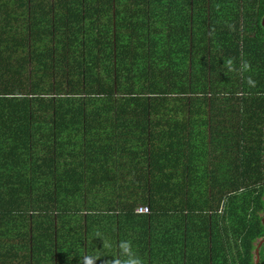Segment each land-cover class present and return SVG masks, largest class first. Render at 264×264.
I'll use <instances>...</instances> for the list:
<instances>
[{
	"label": "crops",
	"instance_id": "0c3cea01",
	"mask_svg": "<svg viewBox=\"0 0 264 264\" xmlns=\"http://www.w3.org/2000/svg\"><path fill=\"white\" fill-rule=\"evenodd\" d=\"M61 11L0 3V197L16 190L15 198L23 199L26 189L40 188L64 205L53 224L44 221L48 232L35 242V228L2 214L0 264H225L224 252L241 240L231 233L229 242L225 234L221 239L216 226L230 222L231 199L244 191H235L240 167L250 173L246 180H260L250 182L255 189L264 185L258 94L247 98L253 88L240 87L235 76L221 98L160 100L155 80L143 78L149 90L141 91L136 75L122 69V52H101L98 59L111 61L105 76L110 73L112 98L66 99L78 87L67 79L70 61L80 58L28 32L34 19L42 28L60 20ZM213 75L216 83L232 78ZM134 82L142 100L124 96ZM28 108L34 115H25ZM67 108L78 115L63 114ZM262 193L256 190L254 198ZM29 198L20 204H32ZM140 206H150L151 214H137ZM211 222L215 231L207 228Z\"/></svg>",
	"mask_w": 264,
	"mask_h": 264
},
{
	"label": "trees",
	"instance_id": "16d2710c",
	"mask_svg": "<svg viewBox=\"0 0 264 264\" xmlns=\"http://www.w3.org/2000/svg\"><path fill=\"white\" fill-rule=\"evenodd\" d=\"M0 3L48 4L55 7L56 12L65 10L61 11L64 14L60 20L51 19L48 26L42 23V28L37 29L38 19H34L28 26V32L30 30L34 38L38 31L52 44L56 42L57 50L63 46L65 52L69 50L80 58L70 61L72 68L67 79L71 76L78 87H71L72 92L66 94V99H104L102 95L112 98L110 73L105 76L111 61L105 62L107 59L97 57L101 52L106 54L105 57H115V53L122 52L125 55L121 58L122 69L128 75L135 74L141 87L143 78L155 80L161 86L155 90L157 99L168 100L180 94H189L192 99L201 100L221 98L225 85H234L233 77L237 76L240 87L249 85L253 88L252 92L245 93L247 98L258 94L257 99L261 100L264 109V0H0ZM123 13L125 16H121L118 27L115 19ZM183 46L187 57L181 56ZM46 60L40 63L46 64ZM159 62H162L161 68H157ZM59 63H64V60ZM126 63H130L131 67H127ZM181 69L184 83L179 80L181 73H177L179 79L176 77V72ZM215 72L221 77L230 74L232 78L226 81L221 78L216 83L212 78ZM161 79L163 86L169 83L168 87H162ZM134 84L130 93L124 96L128 100H142L145 94L137 92ZM182 84L184 87H181ZM230 90L229 87L228 98L235 94ZM40 98L43 96L40 95ZM63 114L75 116L77 112L67 108ZM25 115L32 116L34 113L28 108ZM259 119L264 122L262 116ZM262 126L257 127V131L264 136ZM246 171L245 166L239 169L238 187L234 189L244 191L231 199H236V206H231L230 224L216 226L211 222L207 227L214 230L216 226L221 239L225 234L227 240L231 236L234 242L241 240L229 251V255L224 252L225 264H256V250L264 240V185L255 189L252 184H259L260 180L256 183L253 179L246 180V174H250ZM256 190L258 193L263 191L258 198H254ZM15 191L0 197V216L3 214L14 225L15 217L19 216L24 227L35 228L37 235L31 236L30 242L39 241L48 232L44 221L55 222L53 218L58 216L57 209L64 206L63 201L40 188H37V193H34L35 189H26L23 199H16ZM33 194L35 197L31 198ZM24 198L31 199L33 203L20 204ZM34 217L38 218L37 226L32 222ZM214 231H211L213 235ZM11 242H14L12 238ZM259 257L258 264H264V243Z\"/></svg>",
	"mask_w": 264,
	"mask_h": 264
},
{
	"label": "rangeland",
	"instance_id": "374dc122",
	"mask_svg": "<svg viewBox=\"0 0 264 264\" xmlns=\"http://www.w3.org/2000/svg\"><path fill=\"white\" fill-rule=\"evenodd\" d=\"M142 41H143V39H142ZM153 63H155V62H153ZM157 65V68H161L162 67V62H159V64L157 63L156 64ZM32 67H33V64H32ZM177 73H181V75H182V71L181 70H178L177 72H176V76H177ZM214 74H216L217 76H219L220 74L218 73V72H215ZM178 75H180V74H178ZM180 75V76H181ZM215 77V75H212V77ZM177 78H179V77H177ZM140 89H141V91H148L149 89L147 88V87H140ZM151 89V88H150ZM186 99H189V98H186ZM244 123H247L248 122V120H247V117L246 116H244ZM240 138L239 137H234L233 136V142H235V141H237V140H239ZM262 168H263V166L261 167V170H262Z\"/></svg>",
	"mask_w": 264,
	"mask_h": 264
},
{
	"label": "built area",
	"instance_id": "2783aa9c",
	"mask_svg": "<svg viewBox=\"0 0 264 264\" xmlns=\"http://www.w3.org/2000/svg\"><path fill=\"white\" fill-rule=\"evenodd\" d=\"M136 213L137 214H147L150 215L151 214V208L150 206H140L136 209Z\"/></svg>",
	"mask_w": 264,
	"mask_h": 264
},
{
	"label": "water",
	"instance_id": "95a60500",
	"mask_svg": "<svg viewBox=\"0 0 264 264\" xmlns=\"http://www.w3.org/2000/svg\"><path fill=\"white\" fill-rule=\"evenodd\" d=\"M263 24H264V19H263ZM263 221H264V218H263ZM263 243H264V240H262V241L260 242V244L258 245V248H257V250H256V255H257L256 264L259 263V260H260V257H259V255H260V248H261V246L263 245Z\"/></svg>",
	"mask_w": 264,
	"mask_h": 264
}]
</instances>
